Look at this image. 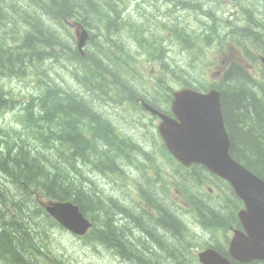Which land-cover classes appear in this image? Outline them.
<instances>
[{
	"label": "trees",
	"instance_id": "trees-1",
	"mask_svg": "<svg viewBox=\"0 0 264 264\" xmlns=\"http://www.w3.org/2000/svg\"><path fill=\"white\" fill-rule=\"evenodd\" d=\"M161 1L168 8L166 14L160 15L161 24L155 22L154 26L159 25L156 30L149 25L152 18L141 14L145 2L129 5L127 0H0V105L3 113L9 112L19 121L0 125V175L9 188L17 184L29 197L26 205H7L0 199V264H74L47 239L49 232L60 225L31 197L30 191L50 201L77 204L93 222L80 239L95 250L101 247L95 235L97 241L107 245L111 235V196L88 177L93 166L104 173L108 169L109 129L105 125L107 120L109 127V122L100 112L95 94L88 91L96 87L107 94L108 87L114 86L117 88L112 98L121 102L144 98L134 88L129 95H120L122 87L129 86L125 73L138 46L144 47L169 75L185 81L187 86L207 90L201 86L202 71H193L191 78L184 79L183 61L180 55L175 56L168 40H177L189 49L194 45L191 39L198 36L192 23L183 21L185 16L175 20L173 12L179 7L191 12L193 20L199 16L197 22L205 27L206 41L228 43L226 20H218L212 13L220 8L219 0H211L208 5L205 0ZM226 2L235 4L234 8L241 5L247 14L259 7L257 0ZM205 12L211 20L202 22ZM74 23L93 31V45L85 55L78 50L70 28ZM3 24L9 28L8 33ZM238 36L241 39L237 44L245 50L251 46L263 49L257 44L264 42L261 28L245 23ZM197 57L204 60L205 50ZM79 65L81 72L75 70ZM246 70L241 63L233 64L222 84L216 86L222 92L231 154L264 179V74L256 78ZM70 73L73 85H64V77ZM8 78L18 80L14 81L18 90L7 85ZM26 79L34 80L31 86L36 87L21 82ZM95 138L102 142L97 144ZM12 156L10 166L8 158ZM116 235L120 237L118 232ZM163 242L161 249L165 251L168 238Z\"/></svg>",
	"mask_w": 264,
	"mask_h": 264
},
{
	"label": "rangeland",
	"instance_id": "rangeland-1",
	"mask_svg": "<svg viewBox=\"0 0 264 264\" xmlns=\"http://www.w3.org/2000/svg\"><path fill=\"white\" fill-rule=\"evenodd\" d=\"M131 5L132 2H145L146 4L142 6V16L148 15L152 20L150 21L149 25H151L156 30L159 29V25H155L156 21H161V14L167 13V6L165 5L164 1L161 0H127ZM178 1V0H177ZM211 0H205V5H208ZM220 8L216 7L213 10V17H216L218 20L223 18L226 20V32L229 36V42L221 44L216 41L208 42L205 39V27L204 25H200L197 22L199 16L196 17L195 20L191 18L192 13H186L185 10H182L179 7H176L178 10L173 12L177 16H175V20L180 21L184 19H188L193 26L192 30L196 31V36L194 39H191L192 44H194L189 49L182 43L178 42L177 40L170 39L168 40L169 45L173 49V52L176 55H180V59H182V63L184 67V79H189L194 73H199L202 71L204 74L201 77V86H205V88H210L216 84H222L224 80L225 73L230 69V67L236 63H241L242 65L246 66V68L250 71V74H255L254 70L249 69L250 67L247 66L245 61L242 59L241 54L236 46H238L237 42L241 39L236 33V28L240 25H243L245 22H251L255 27H260L262 32L264 33V8L262 7V1L257 0V5L260 9H257L259 12L257 19L262 22L263 24H259L258 22L254 21L253 17L257 15V12L251 10L248 11H238V9L234 8L235 4H228L226 0H219ZM153 5V6H150ZM209 8L206 9V11ZM221 9L218 13L216 10ZM206 12L202 14V22H206L211 20ZM182 18V19H181ZM221 23V22H219ZM161 24V22H160ZM187 25V24H186ZM4 32L8 33L9 28L3 24L2 25ZM234 27V29H232ZM152 28V29H153ZM189 30V26L186 27ZM80 30L79 27H76L75 30ZM74 30V29H73ZM223 31V29H222ZM261 44L264 48V42L257 43ZM93 42L88 41L85 47V51L89 50ZM138 46V45H137ZM205 50V62L202 58L197 57V53L200 51ZM253 55V53H252ZM191 57V58H190ZM255 60V61H254ZM109 63H113L114 61L110 58L108 59ZM253 61L256 63V59L253 58ZM262 65V62H257ZM79 68V66H78ZM81 68V67H80ZM79 68V69H80ZM192 73V74H191ZM256 75V74H255ZM126 81L128 82L129 86L126 84L125 87H122L120 91V95L127 96L130 94V89L134 88L139 92V94L144 96L154 97L158 96L162 101L167 98V94H172L173 91L178 90L186 84L183 80H177L173 76L169 75L165 70H162L160 67V62L156 61L155 58L149 56L145 48L142 46H138L137 49L134 51L133 56L131 57L130 66L128 71L125 73ZM159 77V78H158ZM64 85L72 84L73 81L70 75L65 76ZM158 78V79H157ZM18 81L16 79H7V85L15 87ZM32 79H26L23 82L25 85L31 86ZM110 81V79H109ZM217 82V83H214ZM32 88L36 87L31 86ZM17 88V87H15ZM80 91H83L81 87H78ZM18 90V89H17ZM84 92V91H83ZM93 95L97 101V106L100 109L102 114L112 120L114 122V127L116 133L121 135L124 134L126 130L129 129L130 134L133 133L134 140L141 139V137L145 140L146 146L153 148V149H146L149 155H152V158L145 155L137 154L141 160H144L147 163H152L158 165V175L155 174L156 180L160 181L162 187H165L166 190H170L166 196H170L171 194H177L173 188L172 181L180 179V176H188L186 170L180 169L179 167H170L169 163L163 154L154 152L153 150L159 149L160 145L158 143V136L156 126H154L150 121H153L150 117L151 114L147 113V115L143 113H139L136 107L130 105L128 102L123 104H118L115 101L110 99V93L113 92L112 86L108 87L107 94H102L96 87L89 88L88 91ZM92 96V98H93ZM109 98V99H108ZM121 102V101H119ZM15 115L9 113L2 112V106L0 105V125L8 122L18 123L17 119H14ZM21 125V123H20ZM22 126V125H21ZM17 127L16 129H18ZM11 132V131H9ZM132 135V134H131ZM102 141H99V143ZM159 145V146H158ZM66 150V147H62ZM26 150V149H25ZM160 154V155H159ZM13 156L8 158V163L11 166L13 162ZM3 157L0 156V160ZM6 162V159H4ZM95 166L92 167L90 170V177L94 184V186L98 187L99 190L105 189L107 193L111 195H116L117 197H122V185L121 182L118 183H111L107 176V174L97 173ZM200 171V170H199ZM178 176H177V175ZM205 175V174H204ZM3 177L0 175V187L2 192L0 191V199L9 202L15 205H21L24 203L26 205L29 197L24 189H22L19 185H15V187L7 186V184L2 181ZM66 179V178H65ZM202 177L195 178L193 184L187 181L188 186L191 188L192 193L200 199L202 203L198 200L193 205V210L188 211L185 205H177V212L181 219L187 220L190 218V222H188L189 226L186 225V228L181 229V233H177L176 240L178 242H185L187 246V251L178 250L176 252H169V251H161L160 254H157L159 259L162 261V264H200L197 258L198 252L201 251L204 247H210L211 244L221 245L228 241V237L231 236L229 228H222L219 227L217 224H210L209 219L207 218L210 214L215 216V213L218 212L220 215L224 212L222 211L223 208H219V204L216 203L215 198H209L208 202L210 203L211 210L205 216V188L202 187L201 182ZM180 181L178 180V183ZM26 187V185H25ZM225 191H228L226 185H223ZM172 188V189H171ZM216 186H213V189H216ZM204 191L201 193L200 191ZM2 194V195H1ZM33 198L38 201V204L47 201L45 196L35 194L31 191ZM232 198V197H230ZM229 198V199H230ZM227 200V202L229 201ZM226 202V203H227ZM198 209V212L196 210ZM217 209L216 212L213 209ZM22 210V209H21ZM190 214V215H189ZM193 219V221H192ZM228 218L226 217V221ZM221 224V222H217ZM95 237V236H94ZM81 237L75 236L73 233L63 229L62 227L55 226L54 232H49V236L47 239L52 242L54 247L59 248V250L65 254L67 257L74 262V264H143L142 261L139 260L141 255H136V259L134 262H131V257L127 253H114L111 252L106 243H101L97 241V237H95L96 244L101 247H97V250L92 248V245L80 239ZM109 241V239H108ZM108 244V243H107ZM124 254V255H123ZM180 257V258H179Z\"/></svg>",
	"mask_w": 264,
	"mask_h": 264
},
{
	"label": "flooded vegetation",
	"instance_id": "flooded-vegetation-1",
	"mask_svg": "<svg viewBox=\"0 0 264 264\" xmlns=\"http://www.w3.org/2000/svg\"><path fill=\"white\" fill-rule=\"evenodd\" d=\"M262 53L263 50L260 49ZM117 87L112 86V90ZM115 100V98H110ZM140 99V98H139ZM138 99V104L133 105L136 107L139 113H152L143 104L145 99ZM123 104L128 102L130 105L133 101L119 102ZM148 102V101H146ZM155 109L171 115V99L168 93L167 101H164V106L161 105L163 101L157 99L148 102ZM142 106V108L140 107ZM152 124L159 125L161 119L157 115H152ZM109 127H107V120L105 128L109 129L108 139V156L107 163L108 169L105 172L110 182L115 184L121 182L123 195L117 197L115 194L111 195L109 208V224L108 229L110 232V239L107 247L111 252L114 253H127L131 257V262H134L136 256L134 254L139 253V258L143 264H162L157 254L162 251L161 246L164 244L163 239L168 238L169 243H165V251L176 252L178 250L187 251V244L185 242H178L176 240L177 233H181V229L186 225L189 226L190 218L184 220L180 218L177 210V205H185L186 209L193 210V205L200 199L196 197L191 188L188 186L187 181L191 182L193 179L203 177L204 182L201 188H205V216L210 212L211 207L208 202L209 198H215L216 203L219 204V208H223V214L216 212V208L213 209L216 213L215 216L209 215L210 224H217L222 228H229L231 236L228 237V241L223 243L222 246L211 244L210 247L220 253H223L229 257V247L231 239L234 235V231L244 230L240 218L239 211L245 208L244 204L239 198L233 195V192L229 188L232 196H228L223 185H227L226 181L220 177L211 173L206 167L201 165H193L191 167H184L175 163L174 157L171 155L168 149L161 141L160 145L162 148L153 150L154 152L163 154L164 156H170L171 159H166L170 167H179L180 169L186 170L188 176H180L175 182L171 180L173 188L176 191L170 196H166L170 191L162 187L160 181L156 180L155 174L158 173V165L147 163L144 158L141 160L137 157V154L147 155V150L150 147L146 146L145 140L141 139L134 140L133 133L130 134L129 129L124 134L127 135H116L114 122L109 118ZM118 136V137H117ZM153 149V148H150ZM159 154V155H160ZM152 158V155L150 156ZM195 169H201L195 170ZM97 173H103L99 169L95 170ZM205 174V175H204ZM177 175V174H176ZM178 176V175H177ZM28 186V185H27ZM216 186V189H213ZM172 189V188H171ZM203 193L204 191H200ZM232 197V198H230ZM230 198V199H229ZM229 201L227 202V200ZM227 202V203H226ZM200 203H202L200 201ZM197 212L198 209L196 208ZM189 214V215H190ZM226 217L228 220L226 221ZM193 221V219H192ZM217 222H221L218 224ZM118 232V235L116 233ZM205 247L202 249L204 250ZM124 255V254H123ZM172 264V263H171ZM232 264H264L260 261H252L250 263H242L239 261H232Z\"/></svg>",
	"mask_w": 264,
	"mask_h": 264
},
{
	"label": "water",
	"instance_id": "water-1",
	"mask_svg": "<svg viewBox=\"0 0 264 264\" xmlns=\"http://www.w3.org/2000/svg\"><path fill=\"white\" fill-rule=\"evenodd\" d=\"M88 37L86 31L79 49ZM147 106V105H146ZM153 113H158L149 105ZM171 110L176 119L165 116L159 129L171 153L186 166L203 164L228 180L246 204L239 216L247 233L237 230L230 245L233 258L248 262L264 260V179L253 173L231 154V139L222 112L221 92L211 89L201 93L191 88L174 93ZM48 214L71 233L83 236L92 222L71 201L46 204ZM203 264H231L215 249L200 253Z\"/></svg>",
	"mask_w": 264,
	"mask_h": 264
},
{
	"label": "bare ground",
	"instance_id": "bare-ground-1",
	"mask_svg": "<svg viewBox=\"0 0 264 264\" xmlns=\"http://www.w3.org/2000/svg\"><path fill=\"white\" fill-rule=\"evenodd\" d=\"M7 32V31H6ZM247 71V70H246ZM181 81V80H180ZM118 137V136H117ZM94 141L98 144L99 142H98V139L97 138H95L94 139ZM108 142H109V140H108ZM90 177V176H89ZM27 186V185H26ZM0 191L2 192V189H1V187H0ZM2 194H3V192H2ZM1 194V195H2ZM95 237H97L96 235H95ZM98 239V238H97Z\"/></svg>",
	"mask_w": 264,
	"mask_h": 264
}]
</instances>
